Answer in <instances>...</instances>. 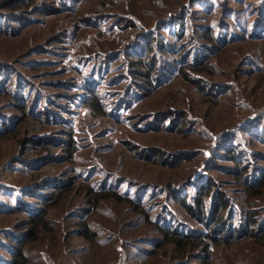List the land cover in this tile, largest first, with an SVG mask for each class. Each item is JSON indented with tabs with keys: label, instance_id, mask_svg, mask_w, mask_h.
Listing matches in <instances>:
<instances>
[{
	"label": "rangeland",
	"instance_id": "rangeland-1",
	"mask_svg": "<svg viewBox=\"0 0 264 264\" xmlns=\"http://www.w3.org/2000/svg\"><path fill=\"white\" fill-rule=\"evenodd\" d=\"M263 128L264 0H0V263L37 210L53 231L26 242L28 264H204L201 248L147 252L158 224L209 230L187 210L209 188L204 215L226 196L234 232L208 264H264V188L251 195L228 157L264 172ZM88 187L139 208H93Z\"/></svg>",
	"mask_w": 264,
	"mask_h": 264
},
{
	"label": "trees",
	"instance_id": "trees-1",
	"mask_svg": "<svg viewBox=\"0 0 264 264\" xmlns=\"http://www.w3.org/2000/svg\"><path fill=\"white\" fill-rule=\"evenodd\" d=\"M87 105L94 111L96 114H101L102 109L99 107L97 97L92 95L87 102ZM264 129V128H263ZM252 134H258V132H253ZM261 135V134H260ZM263 136V135H262ZM261 140L264 142V137L261 138ZM68 142V143H67ZM67 142L64 145L65 150H67L69 157L72 158L74 153V147H71L72 140H70V137H68ZM44 148V147H43ZM238 152L235 150H229L228 151V157L229 160L233 162V167H231V171L235 176L237 177V181L244 185L246 190L250 191L251 195H259L261 193V189L264 188V172H256L247 174L249 171V167L247 165H243L241 161V156H238ZM264 160V157H262ZM251 182V184H250ZM72 186V182L68 184V182H63L62 185L58 188L59 191H51L49 193H44L41 195L42 202L47 203L53 201V198L57 200L59 199L64 192H69L70 188ZM200 190H202V186L200 187ZM208 195L210 193V189H203L200 191V194ZM198 194L194 197V203L195 205H189L187 206V210L190 213L191 216L195 217L197 221H199L202 224L210 225L209 230L206 233L203 232H187V231H179L177 229H173L170 226L167 227L165 225L158 224L156 225L158 232L161 234V237L158 239H150L153 242V251H148L147 253H153L155 252L156 248L162 246V245H168L170 244L172 247L175 248L176 251H178L179 255L177 259L183 260L184 254L187 253L190 249H198L201 248L204 251V256L201 258V261L204 264H208L207 259V251L212 246H217L225 242H229L230 238L233 236V229H229L228 224L223 227V230L219 225H222L224 220L221 217V215H218V211L221 209H225L230 205V202L227 200L226 196H217L215 198L214 203L212 204V208L207 215H204V207H203V198ZM86 197L88 198V203H92L93 208L97 207L99 203L104 199H112L119 202H128L129 204H132L134 207L139 208V203L137 200H135V196H124L118 191L107 189L104 190H98L96 191L93 187H88L86 191ZM184 202V200H183ZM87 211V210H85ZM84 211V212H85ZM142 211V210H141ZM143 212V211H142ZM146 220H150L149 214H145ZM209 221L205 220V217ZM157 223V222H156ZM26 227V232L22 235L18 236H11L10 238V245L6 247L7 251L10 252V261L8 263H0V264H28L29 259L28 255L24 249V246L26 242L33 241L37 238V235L41 231V229H45L47 231H53V227L51 224V221H49L48 218L45 217L44 211H37L30 213L27 220L23 222ZM77 224L82 228L80 234L83 238L89 240L90 242H93L96 240L97 233L94 232L88 224L80 220L77 222ZM225 228H227L225 230ZM222 230V231H220ZM245 230V231H243ZM248 228H238L237 232L241 233L242 235H248V234H256L252 232V230L247 231ZM226 231L227 233H225ZM258 238V237H257ZM258 240L261 242L263 241L262 238H258ZM180 264H187L186 261H182Z\"/></svg>",
	"mask_w": 264,
	"mask_h": 264
}]
</instances>
